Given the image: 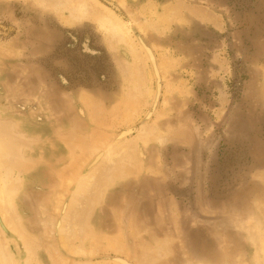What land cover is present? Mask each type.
Here are the masks:
<instances>
[{
    "label": "rangeland",
    "instance_id": "obj_1",
    "mask_svg": "<svg viewBox=\"0 0 264 264\" xmlns=\"http://www.w3.org/2000/svg\"><path fill=\"white\" fill-rule=\"evenodd\" d=\"M0 264H264V0H0Z\"/></svg>",
    "mask_w": 264,
    "mask_h": 264
},
{
    "label": "bare ground",
    "instance_id": "obj_2",
    "mask_svg": "<svg viewBox=\"0 0 264 264\" xmlns=\"http://www.w3.org/2000/svg\"><path fill=\"white\" fill-rule=\"evenodd\" d=\"M87 7H88V4H87ZM87 10H91V12H93L95 14V17L101 21V23H103L104 26H106L118 39H120L121 41L123 42H126V43H132L130 37H129V34L127 32V30L125 29V27L123 26V24L116 18L113 16V14L109 13V12H103V10L97 8L95 9L94 7H90L89 9L87 8ZM142 83V80H139L137 79V84L140 85ZM138 88H136L137 90ZM137 92V91H136ZM134 93V94H131V98L135 101L137 100L136 98V94L137 93ZM128 117L129 113H125ZM131 117V116H130ZM148 133V132H147ZM146 134V132H145ZM148 135V134H146ZM123 148V147H122ZM95 150V148H94ZM93 150V151H94ZM123 152H124V149H123ZM122 152V153H123ZM114 154L108 156V161L111 162L112 161V158H113ZM94 180V179H92ZM91 181V180H90ZM87 183H90V182H87ZM84 185V188H83V194L86 193V191H89L88 189L90 188L89 187V184ZM94 182H91L90 184H92ZM93 186V184H92ZM91 186V187H92ZM5 188V187H4ZM88 193V192H87ZM86 193V194H87ZM5 196V195H4ZM82 196H85V195H82ZM4 198V197H3ZM11 226V225H10Z\"/></svg>",
    "mask_w": 264,
    "mask_h": 264
},
{
    "label": "crops",
    "instance_id": "obj_3",
    "mask_svg": "<svg viewBox=\"0 0 264 264\" xmlns=\"http://www.w3.org/2000/svg\"><path fill=\"white\" fill-rule=\"evenodd\" d=\"M201 152L203 153V151H201ZM202 153H201V155H202ZM215 155H216L215 158H212V161L209 160L207 163H206V160L204 162L203 157L201 156L202 158H200V161H201L200 162V172L199 173L195 172V175H198L199 179H200V181H199L200 187H199V189L196 190V192L199 191V197L201 199H202V195H204V191H205L204 186L208 185L209 182H213V181H215L214 184H213V188H215V189L212 188V190H211V192L209 194H210L211 198H213V199H220V196H219L220 194L218 193L219 192L218 191V185H219V183H218L219 182L218 175L220 173V171L218 172V169H220V167H217V165H218V161L216 162V160H218L217 159L218 158L217 153ZM195 159L197 160V157H195ZM229 159L234 160V157H229ZM214 161L216 162V165H215V167H211L212 165H214V163H215ZM195 163H196V161H195ZM229 163L231 164L233 162H231L229 160ZM241 166L242 165L238 164L237 166H234L233 169L236 168V167H241ZM213 168L217 170L218 174L216 172H213V173L211 172V170ZM252 168H253V170H255V165H253ZM215 177H216V179H215ZM199 206L201 207L202 204H200ZM223 206H225V205H223ZM226 206L227 207H232L234 205L229 204V205H226ZM203 207H204V205H203ZM227 223L230 224V225H233V223H230V222H227ZM216 224L218 226V224H220V223L217 222ZM194 255H198V254H194Z\"/></svg>",
    "mask_w": 264,
    "mask_h": 264
},
{
    "label": "trees",
    "instance_id": "obj_4",
    "mask_svg": "<svg viewBox=\"0 0 264 264\" xmlns=\"http://www.w3.org/2000/svg\"><path fill=\"white\" fill-rule=\"evenodd\" d=\"M75 41H77L78 39H73ZM81 42V47H80V50L82 52L83 55H92L93 57H98V52L94 49V47L92 46V42L89 41V39H84V40H79ZM78 49V48H77ZM74 56V55H73ZM86 57V56H84ZM72 63L75 65L76 69H81V65H82V60L81 59H75V57L73 58L72 57ZM95 64L94 62H91V65ZM98 63H96L97 65ZM83 66V65H82ZM95 66V65H94ZM93 69H95L93 67ZM62 77V76H61ZM62 80L64 81L65 80V83L66 84H69V80H66V79H63ZM69 87V85H67Z\"/></svg>",
    "mask_w": 264,
    "mask_h": 264
},
{
    "label": "flooded vegetation",
    "instance_id": "obj_5",
    "mask_svg": "<svg viewBox=\"0 0 264 264\" xmlns=\"http://www.w3.org/2000/svg\"><path fill=\"white\" fill-rule=\"evenodd\" d=\"M240 155H241V154H240ZM240 155H239L238 157H236L237 155L233 154L232 156H234V160H237V161L244 160V158L241 157ZM234 162H235V161H234Z\"/></svg>",
    "mask_w": 264,
    "mask_h": 264
}]
</instances>
